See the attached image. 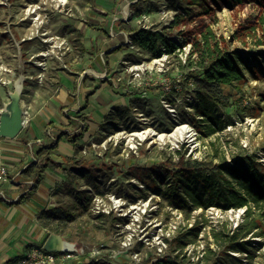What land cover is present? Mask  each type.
<instances>
[{
  "label": "rangeland",
  "instance_id": "374dc122",
  "mask_svg": "<svg viewBox=\"0 0 264 264\" xmlns=\"http://www.w3.org/2000/svg\"><path fill=\"white\" fill-rule=\"evenodd\" d=\"M186 1L0 0V113L9 102L8 92L14 91L13 83L21 80L20 101L27 118L44 112L49 119H58L64 110L60 93L68 81L84 76L85 84L97 83L93 77L104 69L105 52L126 45L109 55L110 66L102 79L106 81L91 87L106 97L109 112L103 125L92 130L85 153L75 158L89 162L80 166L86 176L75 174L62 195L54 193L52 208L37 216L48 234L75 244L78 259L58 264H76L80 257L84 259L80 264H150L162 257L182 264H264L261 206L238 219L215 210H195L187 219L145 187L146 178L178 164L181 157L213 164L219 162L215 155H224L228 162L253 159L264 173V3L211 6L208 14L193 19L200 9ZM95 6L112 13L105 16ZM184 9L189 11L187 19L173 25ZM163 10L171 13L168 18H163ZM90 25H101L104 32L92 31ZM139 29L163 33L179 47L153 58L130 43V35ZM208 32L215 36L211 45L216 42L221 49L235 51L247 64L240 90L224 88L228 102L217 112L224 130L203 138L195 128L196 99L188 77L197 71L198 58L190 56L191 48L201 45ZM97 112L92 120L99 122ZM179 126L191 129L192 138L175 144L161 143L155 136L128 140L135 132L168 134ZM139 177H145V183ZM95 195L114 196L120 207L110 214H95ZM50 210L54 216L69 217L52 219L46 214ZM193 228L199 229L196 239L181 247L179 242L190 238ZM249 231L243 240L230 238ZM235 243H245L244 250L235 249ZM94 250L96 256L87 255Z\"/></svg>",
  "mask_w": 264,
  "mask_h": 264
},
{
  "label": "trees",
  "instance_id": "16d2710c",
  "mask_svg": "<svg viewBox=\"0 0 264 264\" xmlns=\"http://www.w3.org/2000/svg\"><path fill=\"white\" fill-rule=\"evenodd\" d=\"M118 1L115 0L116 3ZM261 1L264 3V0ZM186 2L187 5L199 7L200 10L193 15V19H196L208 14L207 11L211 10V6L215 9L231 8L234 4L254 2V0H187ZM95 7L105 15L109 14V11L99 6ZM188 12L184 9L182 15H177L173 25H179L187 19ZM91 28L102 30L100 27ZM211 40L215 41V36L208 32L202 35L201 45L195 43L192 46L190 56L197 55V71L190 73L188 77V81H192V91L196 99V102L192 104L197 122L195 128L203 138H210L225 128L224 121L217 115L219 107H225L228 102L224 88L232 87L240 90V85L246 79L244 69L247 63L243 58L235 51L221 49L216 42L211 45ZM130 43L146 51L153 58H159L162 54L170 55L179 47L173 40L168 41L163 33L148 29H139L130 35ZM124 47L126 48V45H121L116 50ZM85 120L86 116L81 117L82 130L88 128ZM66 137L69 138V135ZM215 158L219 160L217 164L184 160L181 157L178 164L163 168L161 173L153 178L151 176L146 178L145 187L148 192L157 195L167 207L182 213L187 219L195 210L205 211L209 208H217L227 211L246 208L245 213L248 214L253 207L264 208V173L258 168V163L253 159L239 163L233 160L228 162L224 155H215ZM85 163L83 162L82 165ZM47 166L45 162L30 164L24 169L23 174L34 181L32 189H35L41 181L40 176ZM139 178L145 183V177ZM143 196L145 198L146 194ZM52 211H46L47 217L55 220L69 217L68 213L54 216ZM190 231L191 237H185L186 241L179 242L181 247L193 242L199 229L193 228ZM249 233L251 232L230 238L236 242L245 239ZM244 246L245 243H239L234 245V248L244 250ZM150 264L182 263H177L170 257H162Z\"/></svg>",
  "mask_w": 264,
  "mask_h": 264
},
{
  "label": "crops",
  "instance_id": "0c3cea01",
  "mask_svg": "<svg viewBox=\"0 0 264 264\" xmlns=\"http://www.w3.org/2000/svg\"><path fill=\"white\" fill-rule=\"evenodd\" d=\"M125 9L127 8H124L123 14L126 13ZM110 13L112 12L103 14L109 16ZM91 27H100L102 30ZM88 28L95 32H104L101 25H90ZM120 32L123 35L121 29ZM119 46L105 52V57L102 58L104 69L99 75L107 74L110 66L108 58H112L109 55L117 52ZM97 77H93L97 81L95 84L93 81L85 84L82 81L84 76L68 81L63 89L64 93H60L59 101L64 110L58 119H49L44 112H35L28 118L26 115L23 128L15 138H0V168L5 167L7 171V179L0 182V264H9L16 258H23L30 249L43 247L52 233L48 234L46 229L40 227L37 216L50 206L55 197L54 193L62 195L61 192L66 191L65 188L74 181L75 174L86 176L83 170L80 171V166L88 161H77L75 158L81 152L85 153V146L93 138L92 130L103 125L109 112L106 97L102 99L101 93L91 88L92 85L97 87L99 82L106 81L100 76ZM21 106L23 109L22 102ZM95 110L102 117L99 122L92 120ZM102 112L103 114H99ZM83 116H86L85 123L88 127L85 130H82L80 122ZM64 134L69 135V138ZM45 162L48 166L40 176L41 181L32 189L34 181L26 177L23 171L30 164ZM80 260L76 264L82 263L83 257ZM65 262L68 261H62Z\"/></svg>",
  "mask_w": 264,
  "mask_h": 264
},
{
  "label": "built area",
  "instance_id": "2783aa9c",
  "mask_svg": "<svg viewBox=\"0 0 264 264\" xmlns=\"http://www.w3.org/2000/svg\"><path fill=\"white\" fill-rule=\"evenodd\" d=\"M129 10H130V8H129ZM161 14L163 15V18H168L169 14H171V13H169V11L163 10ZM170 20H173L172 15H171ZM119 21H121V19ZM125 38H127V37H125ZM162 55H164V54H162ZM105 76H106L105 73H102L100 75V77L102 79H104ZM23 113H24L23 120L25 121L27 111L24 108H23ZM196 136H197V133L195 134V137ZM6 179H7V171H6L5 167H1L0 168V182L5 181ZM107 198L102 197L101 195H97V196L95 195L93 197V199H92V211L95 214H101V213L110 214L112 209H115V211H116L117 208L120 207V204H119L120 200L119 199H115L114 196H110ZM213 210H215L216 212H219V213L232 214L236 217V219H238L242 214H244L246 208L229 209L227 211H223V210L217 209V208H209L206 211H213ZM174 211H176V210H174ZM165 244L166 243L163 241L164 247H165ZM187 249H188V247H187ZM159 251H161V249H159ZM81 252H82V250L80 251V254H81ZM97 254H98V251L94 250V251L88 253L87 255L91 257V256H96ZM117 256L118 255H115V257H117ZM202 257H203V253L201 254L200 257H196V258L198 260L199 258H202ZM68 259H78V257H75L73 252L48 253V252L44 251L42 248H38V249L34 248L29 253H27L23 258L16 260L12 264H58L60 261L68 260Z\"/></svg>",
  "mask_w": 264,
  "mask_h": 264
},
{
  "label": "water",
  "instance_id": "95a60500",
  "mask_svg": "<svg viewBox=\"0 0 264 264\" xmlns=\"http://www.w3.org/2000/svg\"><path fill=\"white\" fill-rule=\"evenodd\" d=\"M9 102L0 113V138L13 139L23 128V109L20 101V90L9 93ZM53 203L50 205L52 206ZM52 207H48L51 209ZM61 244V245H60ZM63 244L69 245L65 247ZM42 249L48 253H67L75 251V244L69 243L57 234H50Z\"/></svg>",
  "mask_w": 264,
  "mask_h": 264
},
{
  "label": "bare ground",
  "instance_id": "6f19581e",
  "mask_svg": "<svg viewBox=\"0 0 264 264\" xmlns=\"http://www.w3.org/2000/svg\"><path fill=\"white\" fill-rule=\"evenodd\" d=\"M126 14V13H124ZM22 81L17 80L16 82L13 83L14 89L20 90V94L23 91V86H22ZM27 114V113H26ZM148 136H155L157 139L163 143V142H170L172 144L178 143L183 137L184 138H192L193 134L191 133V129H189L186 126H179L175 128L171 133H163V134H156L152 130H146L142 133H132L128 136V140L132 141L133 138H138L139 140H144ZM61 245V244H60ZM65 247H70L69 245L63 244Z\"/></svg>",
  "mask_w": 264,
  "mask_h": 264
}]
</instances>
